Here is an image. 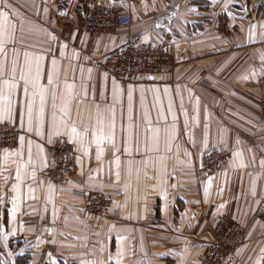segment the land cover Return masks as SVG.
Wrapping results in <instances>:
<instances>
[{"label":"crops","instance_id":"0c3cea01","mask_svg":"<svg viewBox=\"0 0 264 264\" xmlns=\"http://www.w3.org/2000/svg\"><path fill=\"white\" fill-rule=\"evenodd\" d=\"M3 1L0 125L18 141L0 149V237L43 242L36 264H198L228 216L242 231L220 264H264V0H102L132 21L99 34L80 26L83 0L26 19ZM127 43L171 48L175 69L133 80L105 70ZM57 141L78 151L64 183L42 174ZM214 149L226 160L197 178ZM95 187L117 220L85 212L76 192Z\"/></svg>","mask_w":264,"mask_h":264},{"label":"built area","instance_id":"2783aa9c","mask_svg":"<svg viewBox=\"0 0 264 264\" xmlns=\"http://www.w3.org/2000/svg\"><path fill=\"white\" fill-rule=\"evenodd\" d=\"M84 13L80 26L89 34H99L107 30L128 28L131 25L129 14L123 13L116 5L107 4L102 0H83ZM175 55L169 47H156L145 43H127L111 52L102 60L105 70L124 80H133L169 71L174 67ZM264 83V78L262 79ZM261 116L264 120V96L260 101ZM17 143V131L10 126L0 125V149L13 148ZM53 158V173L59 170L62 179L76 173L74 145L66 141H57L51 148ZM226 150L214 149L203 159L197 173L200 177L219 167L227 157ZM74 164V165H72ZM56 179V178H55ZM59 179V180H60ZM66 179V178H65ZM78 195L87 199L92 209L104 203L105 195L102 191L87 193L77 191ZM242 231L241 226L232 218L223 216L213 226L212 240L208 252L200 264H220L236 246V240Z\"/></svg>","mask_w":264,"mask_h":264},{"label":"rangeland","instance_id":"374dc122","mask_svg":"<svg viewBox=\"0 0 264 264\" xmlns=\"http://www.w3.org/2000/svg\"><path fill=\"white\" fill-rule=\"evenodd\" d=\"M11 2H13L18 9H16L14 7L12 8ZM57 3L59 4V2H57ZM2 4H3L4 8H7V10H9V12L11 10L13 12H14V10H21L23 12V15H21L20 18H22V19H26V17H27V14H25L26 11L29 12V10H31L33 12L35 10L37 12L38 9L52 7L51 6L52 5L51 0H5V1L2 2ZM12 11L10 13H13ZM175 67H176V62L174 61V67L171 70H169V71L165 70L163 72H172L175 69ZM158 74H160V73H158ZM151 76L153 77L154 75H151ZM151 76L141 77V78H149ZM261 99H260V101H261ZM259 112H260V116H261L260 102H259ZM261 119L263 120L262 116H261ZM2 125H6V124H2ZM6 126H9V125H6ZM17 138H18V133H17ZM54 143L50 144V146H49V155H50V159H51V164H49V166H46V168L43 170L42 174L47 176V177H49V178H51V179H53V180H55L56 182L64 183L63 181L65 180V178L67 180H70V179H72V178H74V177H76L78 175V169L80 167L79 163L77 161L78 151H76V148L74 146V151H73L74 153H72V157L73 156L75 157V166H77L76 167V173H74L75 175L70 176V177L66 176L65 178L60 179L61 177L60 178L57 177L58 175H61V173H59V170L58 169L56 170V175H55V173H53V168H52L53 167V158H52V153H51L50 148H51V146ZM16 145H17V143H16ZM2 149H7V148H2ZM72 165H74V164H72ZM196 177L199 178V179L203 178V177L199 176L197 171H196ZM94 190H90V191L86 190V192L87 193H93V192H97V191H102L103 194L105 195L106 199L104 198V200H103L104 203L102 205L96 207L92 211L91 208L86 207V206H92L91 203H89L87 201V199L82 196V198H83V207H84L85 212H87L88 214H90L92 216H95V218H97V219H103L104 217H106V218L109 217V218H112L114 220H117L118 216H119V213H118L117 208L114 209V207H113L112 198L109 195L107 196V194L103 190H100L99 187H95ZM132 217H133V214H132ZM151 218L152 217H150L148 220L150 221ZM152 223H155V222L153 221ZM26 226H27L26 224H21V227H22L23 230H26ZM83 235L84 236L86 235V238L90 237V235H91L90 227H89V230H86L84 228ZM42 241H45V240L42 239ZM28 243H29L28 240H20V239H17V238H1L0 237V247L2 248L1 257H0V264H11L13 262L14 255L18 251H22V248H26L27 250L30 249V251H34L33 254H35V255L32 256L33 262L35 264L40 262L39 259L36 256L38 255V253H41L40 252L41 250H39L41 248H39V247H42L43 242L40 243V241H38L36 243L29 244V245H28Z\"/></svg>","mask_w":264,"mask_h":264},{"label":"trees","instance_id":"16d2710c","mask_svg":"<svg viewBox=\"0 0 264 264\" xmlns=\"http://www.w3.org/2000/svg\"><path fill=\"white\" fill-rule=\"evenodd\" d=\"M261 7H262V9L264 11V3L262 4ZM66 180L67 179H65L63 182H65ZM1 250H2V248L0 247V257H1ZM205 256H204V258H205ZM200 262L198 264H200ZM32 263H34V262L32 260V255L29 252H24V253L18 252V253H16L14 255L13 262L11 264H32ZM42 264H51V263H49V262L46 261V262H43ZM55 264H79V263L78 262H75V261H67V260H63V259H60V260L58 259L55 262Z\"/></svg>","mask_w":264,"mask_h":264}]
</instances>
